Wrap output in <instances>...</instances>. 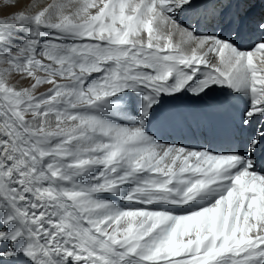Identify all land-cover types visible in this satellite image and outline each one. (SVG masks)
<instances>
[{
	"label": "snow or ice",
	"instance_id": "1",
	"mask_svg": "<svg viewBox=\"0 0 264 264\" xmlns=\"http://www.w3.org/2000/svg\"><path fill=\"white\" fill-rule=\"evenodd\" d=\"M20 3L0 0V264H264V0ZM209 117L228 147L161 142Z\"/></svg>",
	"mask_w": 264,
	"mask_h": 264
},
{
	"label": "bare ground",
	"instance_id": "2",
	"mask_svg": "<svg viewBox=\"0 0 264 264\" xmlns=\"http://www.w3.org/2000/svg\"><path fill=\"white\" fill-rule=\"evenodd\" d=\"M28 2L29 0H21V3L18 4L17 7L25 5ZM184 103L193 105V109L195 110L196 106L194 105V102L191 99H189L187 96L184 97ZM221 127H222V121L221 118L219 117H209V118H200V119L193 118L183 126L176 128H169L162 131L160 133V135L163 137V140L161 142L187 147L191 145H186L185 142L195 143L197 139L201 137L205 138L208 135H212L213 132L216 134V136H218ZM188 136L193 137V139L189 140V138L191 137L187 138ZM226 145H227L226 142L222 144V146H226Z\"/></svg>",
	"mask_w": 264,
	"mask_h": 264
},
{
	"label": "rangeland",
	"instance_id": "3",
	"mask_svg": "<svg viewBox=\"0 0 264 264\" xmlns=\"http://www.w3.org/2000/svg\"><path fill=\"white\" fill-rule=\"evenodd\" d=\"M24 6H25V5L19 6V7H17L15 10H14V9H6V10H5V14H6L7 12H9V11H10V12H11V11H16L17 9H19V8H23ZM25 83H27V82H25ZM40 91H41V92L45 91V88H41Z\"/></svg>",
	"mask_w": 264,
	"mask_h": 264
}]
</instances>
